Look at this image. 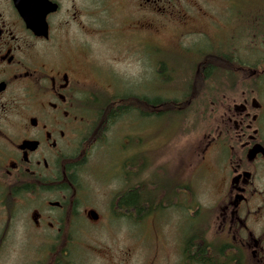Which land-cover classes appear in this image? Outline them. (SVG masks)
I'll return each instance as SVG.
<instances>
[{
    "label": "flooded vegetation",
    "instance_id": "1",
    "mask_svg": "<svg viewBox=\"0 0 264 264\" xmlns=\"http://www.w3.org/2000/svg\"><path fill=\"white\" fill-rule=\"evenodd\" d=\"M50 1L57 10L46 17L47 35H38L14 0H0V264L13 255L15 264H97L107 241L86 236V223L107 222L115 230L123 224L132 234L148 214L152 241L135 242L132 234L134 246L126 251L132 258L140 246L143 264H264V3L247 12L220 0L208 14L196 0H125L131 28L107 31L102 18L99 31H86V37L99 35L114 59L125 53L137 69L141 62V75L125 76L87 39L86 47L68 48L66 28L86 15V2ZM98 2L106 17V2ZM170 25L176 28L173 44L156 40ZM130 36L132 45L123 51L121 41ZM155 49L184 53L187 61L154 59ZM115 75L133 85L156 75L185 88L178 98L131 88L115 93L108 106L101 95L110 93L105 84H113ZM156 113L178 122L157 149L154 141L144 144L148 128L138 130ZM188 114L195 116L193 127L205 132L192 150L190 173L184 149L177 159L156 163L171 140L185 142ZM126 115L135 119L130 132L121 127L114 135L115 141L123 135L131 148L120 144L109 178L117 187L103 189L113 197L108 213L118 218L104 220L95 200H86L97 191L88 176L100 182L90 154L98 143L108 144L112 123ZM203 176L217 190L206 210L197 198L196 180ZM124 216L131 220L119 221ZM25 224L33 229L27 236L35 232L36 238L22 243ZM16 246L20 252L14 253ZM93 246L96 253L89 251Z\"/></svg>",
    "mask_w": 264,
    "mask_h": 264
},
{
    "label": "rangeland",
    "instance_id": "2",
    "mask_svg": "<svg viewBox=\"0 0 264 264\" xmlns=\"http://www.w3.org/2000/svg\"><path fill=\"white\" fill-rule=\"evenodd\" d=\"M75 1L80 2V3L82 1L86 2V15H83L81 17V21H78L77 23H72L69 27L66 28V30H68V34L71 37V42L68 48H71L73 45H80V44L81 46L83 45L86 47V39H87L91 43V45L94 46V51L97 53V56L99 55V57H103V60L105 59L107 62L109 60L110 63L115 66L116 69L122 72V74H125V76H131L133 72H137L139 75H141V73L143 72V65L141 64V62H139L138 69H137V66H136L137 63L136 62L134 63L133 60L130 58V56L129 58H127L125 56V53H122L121 55H117V59H114L113 55L109 54L111 53L110 50L107 49L106 51V47L104 46V44L99 41V35H96L94 37H86V34L90 30L99 31L101 29L100 22H102V18H105L106 20V25L103 28H106L107 31L115 30L116 32L117 29L125 30L128 28H131L132 26H130L129 24L130 21L127 20L129 17L128 13L130 12H129V5L126 4V1L125 0H103L106 2V5H107L105 6L106 7V10H105L106 17L102 13L103 4L98 2V0H75ZM217 1H220V0H196V2H198V6L201 7L203 11L207 12L208 14L211 12L213 4ZM229 2L234 3L235 6H239V7L242 6L241 8H244L247 12H253L261 8V4L264 3V0H229ZM186 6H188L191 9V12L194 11V8L192 5H186ZM245 10L241 9L240 11L246 12ZM138 17H141L140 11L138 12ZM79 22L85 25L84 31L79 28ZM116 23L118 24V26L116 25ZM175 33H176V28L170 25L169 27L164 28V30L160 33L159 37H155V38L156 40H160L165 44H173ZM217 33L222 34V31H218ZM122 37H124V35ZM121 44H123V47H122L123 51L127 50L125 47L127 45H129V49H130V46L132 45L131 36L128 38L127 41L125 40V38H123V40L121 41ZM156 51L157 50L155 49L154 52L151 51L150 53L152 56H154V59H159L161 57L163 58L164 55L181 57V58L185 57L184 56L185 54L180 53V52H171V53L164 54L163 52H156ZM79 54L80 53H76L75 61L79 60ZM180 60L181 62L187 61V59H184V58ZM119 77L120 76H117L116 78V75H115L114 80L116 81H113L114 82L113 84H105L107 88L111 87L110 90L108 89V92H110L111 94L106 93V94H102L101 96H103L102 98L105 99L106 101L105 103L108 106L111 103L112 105L114 104L113 97L115 93L122 92V94H126L127 92L130 91L131 88L132 90H140V89H143L144 91L148 90L150 93H154L156 97L157 96L161 97L163 96L162 95L163 93H167L166 95L171 96L172 98H178L176 94L180 90L183 91V89L185 88V85L165 84L162 82L163 80L161 81L160 79H158L156 75L154 76V78L150 77L147 80H145L146 79L145 78L142 81V83L139 85H133L132 83L123 84L125 80ZM94 89L95 88H92V90ZM98 90L100 89L98 88L95 89L96 92H98ZM170 91L171 93H174V95L171 93H168ZM109 101H112V102H109ZM122 102L124 104L129 105L131 103V100L124 96V99L122 100ZM93 103L95 105L98 104L97 105L98 107L101 104L104 105L103 102H98V101L93 102ZM159 108L162 109L163 106ZM187 119H188V126L186 129L187 132H186L185 142L180 143V139L178 138L171 140L170 145L168 146L165 145L164 147V149H166L167 147L170 148V151L164 152L163 154H161V156L157 158L158 160L156 161V163L162 164L164 160H167L170 157L172 158L173 156H175V158L177 159L179 153H181V151L184 149L186 151V166H187L188 172H189V169L194 166V163L196 162V160H195L194 153L192 150L196 145L200 143L201 139H202V142L205 141V138H204L205 132L204 130L200 132L198 128L193 127L194 122H195L194 121L195 116L193 114H190V115L188 114ZM133 120H135L134 116L130 115V118H129V115L128 116L126 115L118 119L117 121H114L111 125L112 128L110 129V132H109V134L112 133V137H109L107 141L108 144L105 146L103 142L98 143L96 145V148L90 154L91 162L98 163V165H94L97 169V171L95 172L96 177L97 178L100 177L101 179L99 178L100 182L95 181L93 183L92 181H90V177L88 176L86 180L89 181V183L93 185L94 188H97L96 189L97 191L91 190L92 192H89L87 194L88 196H86V200H88L90 203L95 200L96 202L95 207L103 215L104 220H117L114 218H118V216L114 215V213L112 214L108 213L109 212L108 206L111 205V200L113 197L110 193L111 191L110 192L105 191L106 193L104 194L103 189L110 190V189L117 187V183L114 184L113 180L112 182H110L111 179L109 178L111 177V174L113 170L115 169L116 164L119 162V158L121 154V151L119 149L120 144L127 146L128 151H130V148H131V143L125 140V137L123 135L117 141H115L116 136L114 134L115 132L117 133V131L121 127H122L121 128L122 133L123 131L130 132V128L133 124L132 123ZM177 123H178L177 120H175L174 118H172L171 121L167 120L166 118L159 119L156 113L155 118L144 120V122L139 123L138 130L146 131V128H148L149 130L148 135L150 134V136L148 137L146 133L143 135L144 144L152 145L153 144L152 141H154L155 149H157V145H160L163 142L164 137L173 134L172 132H174L177 126ZM174 137H178V135ZM110 146H111L110 149H106L107 147H110ZM196 186L198 190L197 198L199 202L203 205L204 210H206L207 207L213 205L216 202V199H217L216 198L217 197L216 187L208 183L205 176L199 177L196 180ZM192 187L195 188L193 181H192ZM108 195H111V197ZM34 203L35 202H32V204ZM112 215H114V217H111ZM25 216L27 217V214H25ZM150 216H152V214L145 215L143 220L145 219L149 220L148 218ZM161 219L163 221L162 217ZM120 220L130 221L131 219L124 216V217H120L119 221ZM147 220L139 224V226L132 231V234L135 237L134 238L135 242H139L141 244H149V241H152L151 235L148 231L149 226L147 224ZM86 224H88L86 228L84 229L87 232L86 236L93 237L96 239L99 238L101 239V242L103 241V239L107 241L105 244L107 250L105 249L103 253L104 261L99 260L97 264H113V263L114 264H143L142 254L144 251L140 246H139L137 253L136 251H134L136 255L132 256V258L131 256L128 257V253H126V251L130 249L128 247L134 246V243L130 237L133 235L129 232L130 229H128V226H125L123 224H121L122 225L121 226L117 224L116 225L117 229L115 230L114 228L110 227L107 222L103 224H99L97 226H94L90 223H86ZM28 226L26 227V224H25L22 229V234H23L22 235L23 238L21 241L22 243L27 242L30 239L36 238L35 232H33L30 237L27 236L28 235L27 231L29 233L33 231V229L28 228ZM108 232H112V233H108ZM77 236H80V235L78 234ZM110 244H112V246ZM97 247H101V245H98ZM20 248L21 246H16L13 252L15 253L16 249H19L18 252H20ZM96 250L97 248L94 246L89 249L91 253H96ZM157 250L158 249H156L155 252H157ZM159 251L161 252L162 255H164L163 247ZM13 258H15V255H13L10 262L5 263V264H15ZM158 264H162V262Z\"/></svg>",
    "mask_w": 264,
    "mask_h": 264
},
{
    "label": "water",
    "instance_id": "3",
    "mask_svg": "<svg viewBox=\"0 0 264 264\" xmlns=\"http://www.w3.org/2000/svg\"><path fill=\"white\" fill-rule=\"evenodd\" d=\"M15 6L24 19L27 27L38 35H47L48 13L57 10V5L50 0H14ZM92 215L97 218L95 211Z\"/></svg>",
    "mask_w": 264,
    "mask_h": 264
},
{
    "label": "trees",
    "instance_id": "4",
    "mask_svg": "<svg viewBox=\"0 0 264 264\" xmlns=\"http://www.w3.org/2000/svg\"><path fill=\"white\" fill-rule=\"evenodd\" d=\"M157 103H159V102L156 101V104H157ZM142 204H144V202H143Z\"/></svg>",
    "mask_w": 264,
    "mask_h": 264
}]
</instances>
